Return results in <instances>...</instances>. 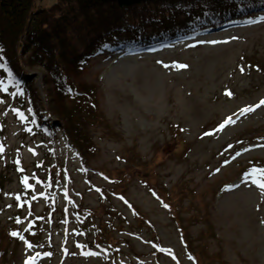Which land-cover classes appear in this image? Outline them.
I'll list each match as a JSON object with an SVG mask.
<instances>
[{
	"label": "rangeland",
	"instance_id": "obj_1",
	"mask_svg": "<svg viewBox=\"0 0 264 264\" xmlns=\"http://www.w3.org/2000/svg\"><path fill=\"white\" fill-rule=\"evenodd\" d=\"M198 23L159 45L113 50L115 40L82 66L76 78L96 104L84 117L85 159L58 130L30 128L26 94L0 79V225L17 208V166L6 163L19 152L25 174L39 177L28 212L50 214L42 226L54 245L46 258L49 237L30 240L31 251L20 243L9 264H264V190L254 183L264 182V10ZM27 72L41 87L43 70ZM101 232L121 252H101Z\"/></svg>",
	"mask_w": 264,
	"mask_h": 264
},
{
	"label": "trees",
	"instance_id": "obj_2",
	"mask_svg": "<svg viewBox=\"0 0 264 264\" xmlns=\"http://www.w3.org/2000/svg\"><path fill=\"white\" fill-rule=\"evenodd\" d=\"M263 10L264 0H54L45 7H37L35 0H0V79L6 89L26 94L32 113L30 128L35 125L43 135L58 130L80 160L85 159L93 147L84 129V117L95 113L96 104L93 90L76 77L93 54L115 40L123 49L164 35L174 37L183 29L191 32L197 28L194 23L212 27ZM147 30L149 33L144 34ZM33 67L44 72L41 87L35 86L34 75L27 72ZM13 154L6 164L17 166L16 172L9 169L19 183L14 196L17 208L8 213V225H0V264H9L20 243L31 251L38 242L30 240L37 238L47 241L49 237V245L42 249L46 258L53 257L50 228L46 233L42 226L50 225L52 217L45 210L28 212L39 177L35 172L26 175L21 154ZM23 208L27 212L21 216ZM80 212L73 215L79 223ZM13 232L19 235L13 236ZM93 239L106 242L101 252L120 250L102 232ZM110 263L114 264L113 258ZM19 264H25L24 257Z\"/></svg>",
	"mask_w": 264,
	"mask_h": 264
},
{
	"label": "snow or ice",
	"instance_id": "obj_3",
	"mask_svg": "<svg viewBox=\"0 0 264 264\" xmlns=\"http://www.w3.org/2000/svg\"><path fill=\"white\" fill-rule=\"evenodd\" d=\"M213 43H215V42H213ZM184 67H186V66H185V65H179V66H178V68H184ZM241 71H243V69H241ZM226 95H229V96H230L231 93H226ZM261 105H264V101H261V102H260V105H257L256 107H260ZM253 110H254L253 108H245V109H242V112H243V113H247V112H250V111H253ZM230 123H232V119H231V118H228V120L225 122V124L221 126V130L223 129V127H225L227 124H230ZM206 135H207V134H206ZM2 151H3V149L0 148V152H2ZM260 175H261V176H264V170H261V171H260ZM37 182L39 183V181H37ZM254 183H257V186H258L260 189L264 190V182L254 181ZM24 184H25V186H28V185H27V178H25V180H24ZM17 199H18V198H17ZM12 235H13V236H18L19 234L13 232ZM20 238L23 239V237H20ZM29 247H31V246L29 245ZM33 259H34V258H33Z\"/></svg>",
	"mask_w": 264,
	"mask_h": 264
}]
</instances>
